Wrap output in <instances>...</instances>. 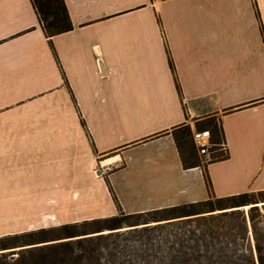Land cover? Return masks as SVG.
Masks as SVG:
<instances>
[{
	"label": "crops",
	"instance_id": "0c3cea01",
	"mask_svg": "<svg viewBox=\"0 0 264 264\" xmlns=\"http://www.w3.org/2000/svg\"><path fill=\"white\" fill-rule=\"evenodd\" d=\"M64 1L48 38L0 0V228L264 192V0ZM211 121L229 157L184 168L174 131Z\"/></svg>",
	"mask_w": 264,
	"mask_h": 264
},
{
	"label": "trees",
	"instance_id": "16d2710c",
	"mask_svg": "<svg viewBox=\"0 0 264 264\" xmlns=\"http://www.w3.org/2000/svg\"><path fill=\"white\" fill-rule=\"evenodd\" d=\"M32 2L40 25L48 38L72 29V21L64 0H32ZM209 125L213 143L216 146L225 143L222 125L214 121ZM174 136L184 168L202 166L191 127L185 125L176 129ZM213 150L210 162L229 157L228 152L220 151L219 147ZM206 180L210 187V179L206 178ZM260 193L264 194V192ZM252 194L209 199L144 213L126 214L121 210L111 217L0 236V264H130L125 258L124 250H119L118 239L123 234L121 229L139 226L142 219L144 223L161 222L239 208L253 204L249 199ZM180 245V249H177L173 244L169 248V255L160 260L161 264H190L194 260L189 253L191 248L184 242ZM256 251L258 263L264 264V249L257 237ZM252 263L256 264L254 258Z\"/></svg>",
	"mask_w": 264,
	"mask_h": 264
},
{
	"label": "rangeland",
	"instance_id": "374dc122",
	"mask_svg": "<svg viewBox=\"0 0 264 264\" xmlns=\"http://www.w3.org/2000/svg\"><path fill=\"white\" fill-rule=\"evenodd\" d=\"M198 157L206 164L207 156ZM182 189L176 188L173 193L180 194ZM249 199L253 204L194 217L151 223L142 219L139 226L120 230L123 234L118 239L119 250H124L130 264H161L160 260L169 255L173 244L180 249V243L184 242L191 248L189 253L194 259L190 264H253V258L259 264L256 237L264 249V194L255 193ZM214 204L218 206L216 201ZM74 207L70 203L69 208ZM224 212L228 213L221 214ZM72 213H21L20 221H14L20 225L0 228V234L36 230L51 219H63Z\"/></svg>",
	"mask_w": 264,
	"mask_h": 264
},
{
	"label": "built area",
	"instance_id": "2783aa9c",
	"mask_svg": "<svg viewBox=\"0 0 264 264\" xmlns=\"http://www.w3.org/2000/svg\"><path fill=\"white\" fill-rule=\"evenodd\" d=\"M192 137L200 156H207L210 160L215 147H219L220 151L227 153V147L225 143L219 144L218 146L213 143L210 129H195L192 131Z\"/></svg>",
	"mask_w": 264,
	"mask_h": 264
}]
</instances>
